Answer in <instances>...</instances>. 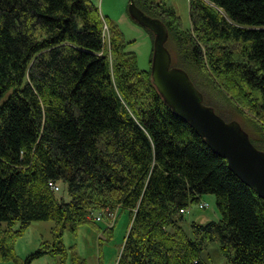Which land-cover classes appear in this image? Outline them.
Wrapping results in <instances>:
<instances>
[{
	"label": "trees",
	"instance_id": "16d2710c",
	"mask_svg": "<svg viewBox=\"0 0 264 264\" xmlns=\"http://www.w3.org/2000/svg\"><path fill=\"white\" fill-rule=\"evenodd\" d=\"M134 1L167 26L172 66L236 120L205 88L222 94L264 152V0H189V29L166 3ZM126 45L92 0H0V260L67 264L66 229L124 210L117 264H208L211 244L228 264H264V200L165 104ZM205 195L221 218L187 230ZM38 221L56 223L55 241L19 259L15 241Z\"/></svg>",
	"mask_w": 264,
	"mask_h": 264
},
{
	"label": "rangeland",
	"instance_id": "374dc122",
	"mask_svg": "<svg viewBox=\"0 0 264 264\" xmlns=\"http://www.w3.org/2000/svg\"><path fill=\"white\" fill-rule=\"evenodd\" d=\"M156 1L164 2L167 7L173 8L181 19L184 29H189L191 27L189 0ZM92 2L100 10L102 16L110 22L111 26H113L118 33H121L127 44L126 51L136 54L139 68L141 70H149L151 68L154 48L153 33L149 31V29L134 22L131 18L129 14L130 0H92ZM105 31L106 40L108 42V27H105ZM205 91L210 101L219 108L220 112L227 116L230 115L236 119L233 121H238L241 126L243 125L247 128L244 120L231 110L229 101L222 94L217 92L224 100L206 88ZM4 100L0 102V105ZM226 102H228V104ZM205 103L208 104L207 97H205ZM200 204H207L208 207L200 209ZM220 218L221 214L218 210L215 196L205 195L202 197L199 204L192 205L186 212L184 227L189 230L192 223L206 224L211 221H218ZM130 225V213L121 210L117 212V217L114 222L108 217H103L102 220L96 222V224L86 223L81 225L76 233L66 229L62 240L69 254L67 264H72L74 254L85 259L87 264H117ZM56 227V223L52 221L31 223L24 233L15 241L14 247L17 257L26 260L30 255L38 252L44 243H53L55 241L54 230ZM2 228L3 230H7V224H3ZM19 228L20 224L17 223L14 226V230H18ZM203 258L208 264H228V260L221 255L215 244H211L207 247ZM0 264L19 263L14 260H0ZM32 264H60V260L58 257L46 254L35 259Z\"/></svg>",
	"mask_w": 264,
	"mask_h": 264
},
{
	"label": "water",
	"instance_id": "95a60500",
	"mask_svg": "<svg viewBox=\"0 0 264 264\" xmlns=\"http://www.w3.org/2000/svg\"><path fill=\"white\" fill-rule=\"evenodd\" d=\"M131 18L154 33L151 79L165 104L205 140L210 149L225 159L228 168L246 186L264 200V152L257 149L238 121L227 122L204 97L188 73L172 66V55L166 44L167 26L147 16L134 0H130Z\"/></svg>",
	"mask_w": 264,
	"mask_h": 264
},
{
	"label": "built area",
	"instance_id": "2783aa9c",
	"mask_svg": "<svg viewBox=\"0 0 264 264\" xmlns=\"http://www.w3.org/2000/svg\"><path fill=\"white\" fill-rule=\"evenodd\" d=\"M53 188H54L56 191H58V189H59L57 186H54V185H53ZM199 207H200V209H205V208L208 207V205H207V204H200ZM181 212L183 213L184 211H181ZM100 220H101V218H100V217H97V221H100Z\"/></svg>",
	"mask_w": 264,
	"mask_h": 264
}]
</instances>
